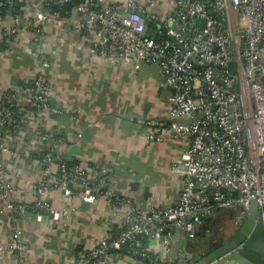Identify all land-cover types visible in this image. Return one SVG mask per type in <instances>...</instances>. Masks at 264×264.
Wrapping results in <instances>:
<instances>
[{
	"label": "built area",
	"instance_id": "built-area-1",
	"mask_svg": "<svg viewBox=\"0 0 264 264\" xmlns=\"http://www.w3.org/2000/svg\"><path fill=\"white\" fill-rule=\"evenodd\" d=\"M15 0H0V41L18 36L31 28L42 45L44 23L63 17L44 7L33 13L22 9L10 15L3 8ZM45 1L42 0L45 5ZM61 3L70 0H58ZM151 2L153 0H150ZM101 5L102 0H98ZM154 2V1H153ZM175 10L159 15L137 0L106 3L96 8L93 1L79 2L74 8L77 26L90 34L93 54L111 62H123L138 72L141 61L158 63L169 87L166 120L141 117L142 134L161 141L167 135L182 141V159L173 155L174 173L183 178L179 201L171 206L142 207L110 187L113 170L103 169L96 177L78 165L62 160L50 133L41 138L50 143L42 159L45 173L57 172L56 183L42 182L40 194L59 187L66 194L90 203L104 196L113 204L122 227L116 236H105L90 247L85 258L64 264H106L114 259L111 249L140 235L170 240L176 231L194 236L203 218L213 208L244 210L256 200L264 221V0H172ZM204 20H206L204 25ZM149 21L154 23L151 28ZM39 67L25 97L32 112L61 113L50 100L51 84L46 50L38 47ZM235 62L237 72L230 64ZM17 94L9 91L0 104V123L12 118ZM182 118H197L192 123ZM8 148L0 131V152ZM80 182L79 189L74 185ZM97 180V184L95 181ZM73 184L69 187V184ZM228 188L223 191L222 188ZM201 188V191H196ZM238 190V196L233 194ZM0 215L9 216L13 234L0 245V262L16 256L29 264L27 242L20 220L29 206L14 196V185L0 160ZM210 195L214 196L211 201ZM37 218L54 220L69 217L71 206L62 209L47 200L35 203Z\"/></svg>",
	"mask_w": 264,
	"mask_h": 264
},
{
	"label": "crops",
	"instance_id": "crops-1",
	"mask_svg": "<svg viewBox=\"0 0 264 264\" xmlns=\"http://www.w3.org/2000/svg\"><path fill=\"white\" fill-rule=\"evenodd\" d=\"M21 1L24 3L22 8L29 13L44 9L42 0ZM125 1L102 0L101 5ZM137 1L162 16L174 9L172 0ZM14 12L8 9L7 14L11 17ZM77 17L74 12L69 17L44 23L42 45L36 43L35 34L30 29L8 39V45L0 49V102L5 93L14 91L18 111L22 113L16 129L0 128L8 146L0 152V160L10 174L15 198L30 207L40 196L37 184L44 177L45 168L36 155L46 145L41 138L42 132H48L63 138V142L56 146L58 156L86 168L91 177L98 176L105 168L112 169L109 186L117 194L129 197L142 207L176 204L181 196L183 178L174 173L172 160L173 155L182 159L180 152L184 143L172 135L161 141L149 140L142 134L138 123L141 117L166 120L167 88L150 70L139 78V71L135 72L130 65L93 54L91 36L77 26ZM39 46L46 50L50 60L47 69L50 100L63 109L61 113L43 111L42 114H32V111H25V97L39 67ZM146 73H149V80H145ZM124 81H127L129 95L140 92L138 85L147 89L155 102L153 114L143 113L142 107L132 100L123 103L114 100ZM133 182H138V186L132 188ZM79 187L80 182H77L74 188ZM41 195L57 208L71 206L72 209L69 217L63 220H54L49 215L40 220L36 212L27 211L19 223L24 229L29 264H64L81 259L84 257L83 248L90 249L101 238L117 234L122 227L120 218L114 214L112 202L104 196L84 205L82 199L66 194L59 187L47 189ZM3 202L0 194V204ZM223 212L225 214L221 217L226 219L227 210ZM211 214L209 218L216 217L213 212ZM235 219L237 222V217ZM209 230L208 225L203 234L200 225L196 232L200 231V237L179 230L170 240L150 238L146 248L162 261L155 264H195L210 252L205 253L200 247L209 242ZM12 234L10 218L0 215V245H6ZM0 264L20 262L16 256L10 255ZM106 264L154 263L131 254L114 252V259Z\"/></svg>",
	"mask_w": 264,
	"mask_h": 264
},
{
	"label": "trees",
	"instance_id": "trees-1",
	"mask_svg": "<svg viewBox=\"0 0 264 264\" xmlns=\"http://www.w3.org/2000/svg\"><path fill=\"white\" fill-rule=\"evenodd\" d=\"M91 1H93L95 3L96 8H100L102 6V5H98L99 2H97V0H70V1L65 2V3H61L58 0H47V1L44 2L45 3L44 7H46L47 9H50L51 11L59 12L61 14V17H69V16L74 14V8H75L77 3H79V2H91ZM23 4H24L23 1L15 0L13 2V4H11L10 6L7 5L6 7L3 8V14L6 15L8 13V9H11L13 11H20V10L23 9L22 8ZM173 10H175V9H173ZM149 25L152 28L154 26V23L152 21H149ZM31 30L35 34V30L33 28H31ZM12 38H13V36H11L9 39H12ZM6 41H7L6 38L4 40L0 41V49H1V47H6L8 45V43ZM32 84H33V82H31L30 86H32ZM162 89H163V87L161 86L160 90H162ZM2 103H4L3 99L0 102V104H2ZM17 104H18V101L15 100V107L13 108V114H12V118L10 119V121L4 122L3 124H0V128L2 130H5L6 127H9L11 129H16L17 126L19 125V123L21 122L22 113H20L18 111V107L19 106L17 107ZM25 111L26 112L27 111H32V108L29 105H25ZM43 133H46V132H42V134ZM2 135H3V133H2ZM51 136H52L53 140H55L58 137H60L59 135H55V134H51ZM49 144L50 143L47 142L46 145L44 146V148L41 150V152L37 153V155H36V158L39 159L41 163H42V159L44 158L46 152L48 151V148H49L48 145ZM61 159L66 161V162H68L69 164H78V163H76L74 161H68V160H65L63 158H61ZM43 167L46 168V166L44 164H43ZM51 173L52 174L45 173L44 177L41 178V181H39L38 184H37V191H38V188L41 185V183L42 182H48V180L50 179L51 176H53L52 177L53 180L51 182V185L56 183L55 179L58 178V173L54 172V171L51 172ZM95 184H97V180L95 181ZM55 188H57V187H54L53 189H55ZM39 200H47V198L40 194V196L37 197L36 202L39 201ZM18 201L21 202V200H18ZM36 202H34L29 207V209H31V211H33V212H36V210L38 209L37 207H35V203ZM23 203H25V202H23ZM225 210H227V213H228L227 215L231 216V220L232 221L234 220V222H233L234 223V228H233V231H231L229 233H226V231L223 232V233H219L218 222H219L220 218H217V215H219V214H223L224 215L225 213L223 211H225ZM212 212H213V214H216L215 218L214 217L207 218V219L203 218V220L205 219L207 221V223L209 225V229H210L209 231H210V234H211L210 238L208 239L209 242H204L203 244L200 245L201 249H203V251L205 253L211 251L214 248L219 247L225 241L230 239L233 236V234L238 230V228L240 227V225L243 222V219L240 222H236L235 221L236 220L235 218L240 213V209L239 208H213ZM227 215L225 217H229ZM119 231L117 232V234L119 233ZM114 236H116V233H115ZM114 236H111V237H114ZM196 236H198V237L201 236L200 231L196 234ZM150 238L151 237L147 236V235H140V236H138V237H136V238H134L132 240L127 241L123 245L122 248H120V249H111V251L112 252H120V253L131 254L133 256L140 257L142 260H144L146 262H150V263H154V264L157 263V262H161L162 263V261L159 260V258H158V256L156 254L151 253L146 248L147 243L149 242ZM213 240H214V242L211 243L210 241H213ZM89 250L90 249L83 248L82 253L84 254V257H82V258H85L88 255ZM78 260H80V259H75L73 261H78Z\"/></svg>",
	"mask_w": 264,
	"mask_h": 264
},
{
	"label": "water",
	"instance_id": "water-1",
	"mask_svg": "<svg viewBox=\"0 0 264 264\" xmlns=\"http://www.w3.org/2000/svg\"><path fill=\"white\" fill-rule=\"evenodd\" d=\"M206 20H204L205 25ZM230 68L233 73L237 72L235 62L230 64ZM150 70L153 76L158 79L162 84L166 83V78L160 74V66L158 63H147L141 61L139 69V78H143L145 72ZM167 90L170 88L167 86ZM197 118H182L181 122L192 123ZM82 182V179L78 180ZM138 182L132 183V188L138 186ZM72 183L69 187H72ZM201 188H196V191H201ZM223 191H227L228 188L223 187ZM233 194L238 196V190H234ZM211 201L214 200V196L210 195ZM84 205H88L90 202L83 200ZM212 214H206L204 218L211 217ZM208 226L206 220L201 223L202 233H205V229ZM264 264V221L259 215V205L256 200H253L251 204L243 212V222L233 236L225 241L222 245L211 250L205 255L199 262L195 264Z\"/></svg>",
	"mask_w": 264,
	"mask_h": 264
},
{
	"label": "rangeland",
	"instance_id": "rangeland-1",
	"mask_svg": "<svg viewBox=\"0 0 264 264\" xmlns=\"http://www.w3.org/2000/svg\"><path fill=\"white\" fill-rule=\"evenodd\" d=\"M149 79H150L149 73H146L145 80H149ZM127 81H124V86L120 89V91L114 97V100L117 99V100L121 101L122 103L125 100L126 101H131L132 100L133 102H136V104H139V107H142L141 111L143 113H151V114H153L154 107H155V102L153 101V99L151 98V96L148 95L147 89L144 90V89H142L140 87V85H138L137 86V89H139V90L141 89L140 92H138L136 94H133V95H129L130 94V91H129L128 86L126 85L127 84ZM32 114H34V113L32 112ZM32 114H30V116ZM37 114H42V112L41 113H37ZM221 216L223 217L224 215L223 214L217 215V218H220V220L218 222V226H219L218 227V230H219V233H223L225 231H226V233H229V232L233 231L234 223L231 220V218L226 217V219L224 220V218H222Z\"/></svg>",
	"mask_w": 264,
	"mask_h": 264
}]
</instances>
